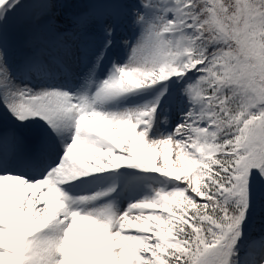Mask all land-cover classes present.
Segmentation results:
<instances>
[{"label": "snow or ice", "instance_id": "6c2138e0", "mask_svg": "<svg viewBox=\"0 0 264 264\" xmlns=\"http://www.w3.org/2000/svg\"><path fill=\"white\" fill-rule=\"evenodd\" d=\"M0 264H264V0H0Z\"/></svg>", "mask_w": 264, "mask_h": 264}]
</instances>
